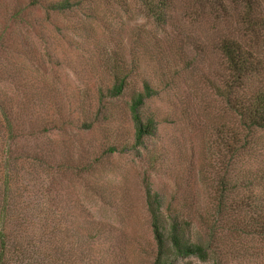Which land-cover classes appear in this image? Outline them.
I'll return each instance as SVG.
<instances>
[{
  "label": "rangeland",
  "instance_id": "374dc122",
  "mask_svg": "<svg viewBox=\"0 0 264 264\" xmlns=\"http://www.w3.org/2000/svg\"><path fill=\"white\" fill-rule=\"evenodd\" d=\"M29 1L0 0V187L3 115L16 133L31 134L9 157L7 260L151 264L147 179L163 208L179 211L194 233L223 229L213 246L217 258L176 264H264V241L228 234L225 225L254 220V170L264 166L248 161L251 173L243 176L235 153L240 132L223 97L228 72L220 43L250 45L240 9L226 0H170L159 25L139 0H80L61 15L37 6L22 15L26 24L14 25L11 11ZM253 2L252 14L264 19V0ZM112 69L128 81L116 99L105 94ZM144 82L154 95L140 114L154 119L156 133L144 147L110 154L108 147L132 143L128 106ZM253 134L250 141L264 146V132ZM222 190L237 216L215 213ZM87 235L94 237L89 248Z\"/></svg>",
  "mask_w": 264,
  "mask_h": 264
},
{
  "label": "trees",
  "instance_id": "16d2710c",
  "mask_svg": "<svg viewBox=\"0 0 264 264\" xmlns=\"http://www.w3.org/2000/svg\"><path fill=\"white\" fill-rule=\"evenodd\" d=\"M80 0H30L23 8L11 11L10 20L14 25L22 26L28 22L24 21V13L31 14L35 7L46 15H61L72 12ZM144 13L151 17L155 23L163 25L166 22V13L170 0H139ZM230 4L240 9V23L244 26L245 35L250 39V45L244 47L235 41L224 40L220 43L219 50L225 60L228 78L225 81L223 97L227 110L234 118L236 129L240 135L236 137V142L240 143L235 153L239 155L242 162V174L247 178L251 173L245 169V163L248 161H258L264 163V146L260 138L256 142L250 141V136L255 132H264V19L260 14H252L256 7L253 0H226ZM257 6V5H256ZM31 10V11H30ZM27 25L25 28H28ZM1 35V33H0ZM113 78L105 94L109 99L120 97L128 85L127 76H120L116 69H112ZM154 95L147 82L142 85V92L131 97L128 106V113L133 128L132 143L130 147L117 149L116 146L107 148V152L124 153L130 150L145 146V140L154 137L156 133V123L151 117H142L140 109L144 101ZM101 97L99 98V102ZM7 140L3 150V161L5 166L4 179L0 187V264H13L11 259L7 260V242H6V224L10 222L12 209L10 198L11 181L8 177L9 157L12 155V148L16 147L18 140H27L31 134L25 136L23 132L16 133L12 122L3 115ZM14 152V151H13ZM34 155V154H33ZM36 156V155H34ZM86 172V170L84 171ZM87 173V172H86ZM253 183L257 193L256 201L248 225L239 228L238 224L225 222L228 234L238 235L242 238L256 237L264 241V166L254 170ZM144 190V203L148 225L150 228L151 239L154 247V254L151 264H176L180 259L190 257L198 261L205 262L210 256L217 258L214 247L219 244L224 236L218 232L214 226L207 227L203 234L194 233L193 226L187 220H182L183 216L176 210L163 208L162 197L151 190L147 179L142 180ZM224 191L216 198V211L218 216L224 214H239L238 207L231 206V199L228 195H222ZM249 197L247 198V201ZM242 200L237 203L243 204ZM188 216V214H186ZM204 224V222H202ZM206 227V226H205ZM94 237L87 235L84 237V245L89 248L93 243ZM223 246V245H222ZM85 264H102V261L87 260Z\"/></svg>",
  "mask_w": 264,
  "mask_h": 264
}]
</instances>
